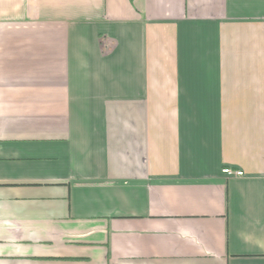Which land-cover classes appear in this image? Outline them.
<instances>
[{"label": "crops", "instance_id": "crops-1", "mask_svg": "<svg viewBox=\"0 0 264 264\" xmlns=\"http://www.w3.org/2000/svg\"><path fill=\"white\" fill-rule=\"evenodd\" d=\"M0 264H264V0H0Z\"/></svg>", "mask_w": 264, "mask_h": 264}, {"label": "rangeland", "instance_id": "rangeland-1", "mask_svg": "<svg viewBox=\"0 0 264 264\" xmlns=\"http://www.w3.org/2000/svg\"><path fill=\"white\" fill-rule=\"evenodd\" d=\"M202 29L205 31L206 34L207 33H210V30H209L208 27H205L204 26ZM212 33H213V31H212ZM199 39H200V41L197 42L198 49L200 48V51L201 52L208 51L209 48H210L209 43H208V40L205 41V38H199ZM216 56H217L216 48L213 45L212 51H211V60H210V61H212V59H213V62L211 64L212 65V69H217V61L216 60L218 59V57L216 58Z\"/></svg>", "mask_w": 264, "mask_h": 264}, {"label": "built area", "instance_id": "built-area-1", "mask_svg": "<svg viewBox=\"0 0 264 264\" xmlns=\"http://www.w3.org/2000/svg\"><path fill=\"white\" fill-rule=\"evenodd\" d=\"M223 174H226L227 176H244L243 171L233 170L231 168L223 169Z\"/></svg>", "mask_w": 264, "mask_h": 264}]
</instances>
